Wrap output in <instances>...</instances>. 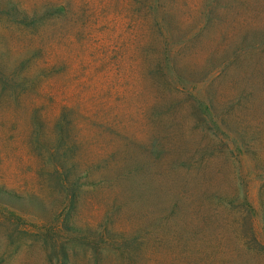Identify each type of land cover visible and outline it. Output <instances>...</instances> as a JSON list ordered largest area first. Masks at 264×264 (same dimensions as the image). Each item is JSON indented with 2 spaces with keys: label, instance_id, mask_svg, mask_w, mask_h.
Returning <instances> with one entry per match:
<instances>
[{
  "label": "trees",
  "instance_id": "trees-1",
  "mask_svg": "<svg viewBox=\"0 0 264 264\" xmlns=\"http://www.w3.org/2000/svg\"><path fill=\"white\" fill-rule=\"evenodd\" d=\"M118 1L134 10L118 84L126 102L141 97L139 116L101 121L94 157L65 152L73 161L55 172L67 213L38 236L50 264H191L243 206L236 166L264 130V0H172L162 14L159 0ZM68 4L50 3L53 16ZM2 10L36 32L44 20ZM18 200L0 189L3 214L24 221Z\"/></svg>",
  "mask_w": 264,
  "mask_h": 264
},
{
  "label": "rangeland",
  "instance_id": "rangeland-1",
  "mask_svg": "<svg viewBox=\"0 0 264 264\" xmlns=\"http://www.w3.org/2000/svg\"><path fill=\"white\" fill-rule=\"evenodd\" d=\"M55 2L70 3V12L54 17ZM11 4L44 16L39 32L10 19L2 9ZM173 5L159 0L158 10L175 12ZM133 11L118 0H0V189L24 197L16 203L25 217L0 206V264H50L38 233L67 213L55 172L73 161L65 152L76 147V162L82 148L94 157L101 121L139 116L141 97L128 94L126 102L118 84L117 52L132 36ZM250 140L249 156L236 164L243 206L223 216L219 236L191 264H264V130Z\"/></svg>",
  "mask_w": 264,
  "mask_h": 264
}]
</instances>
